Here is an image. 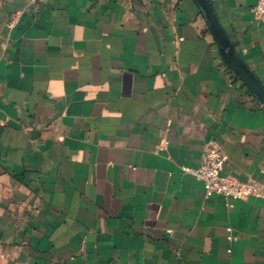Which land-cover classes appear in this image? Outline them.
Segmentation results:
<instances>
[{
  "label": "crops",
  "instance_id": "1",
  "mask_svg": "<svg viewBox=\"0 0 264 264\" xmlns=\"http://www.w3.org/2000/svg\"><path fill=\"white\" fill-rule=\"evenodd\" d=\"M209 1L264 86L256 0ZM0 264H264V107L194 0H0Z\"/></svg>",
  "mask_w": 264,
  "mask_h": 264
},
{
  "label": "built area",
  "instance_id": "2",
  "mask_svg": "<svg viewBox=\"0 0 264 264\" xmlns=\"http://www.w3.org/2000/svg\"><path fill=\"white\" fill-rule=\"evenodd\" d=\"M253 12L257 18L264 19V0H256ZM222 160L220 147L211 142L206 146L198 166L183 169L201 181L208 193L241 197L261 192V186L253 180H241L233 174H221Z\"/></svg>",
  "mask_w": 264,
  "mask_h": 264
},
{
  "label": "water",
  "instance_id": "3",
  "mask_svg": "<svg viewBox=\"0 0 264 264\" xmlns=\"http://www.w3.org/2000/svg\"><path fill=\"white\" fill-rule=\"evenodd\" d=\"M201 10L209 30L219 48L225 64L242 80L264 107V86L256 75L245 65L237 54L235 47L221 25L209 0H194Z\"/></svg>",
  "mask_w": 264,
  "mask_h": 264
}]
</instances>
